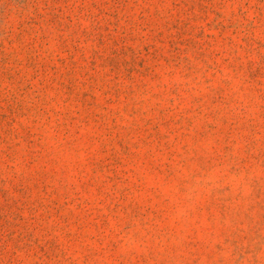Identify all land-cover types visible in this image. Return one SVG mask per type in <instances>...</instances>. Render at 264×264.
Here are the masks:
<instances>
[{
  "label": "rangeland",
  "instance_id": "obj_1",
  "mask_svg": "<svg viewBox=\"0 0 264 264\" xmlns=\"http://www.w3.org/2000/svg\"><path fill=\"white\" fill-rule=\"evenodd\" d=\"M0 264H264V0H0Z\"/></svg>",
  "mask_w": 264,
  "mask_h": 264
}]
</instances>
